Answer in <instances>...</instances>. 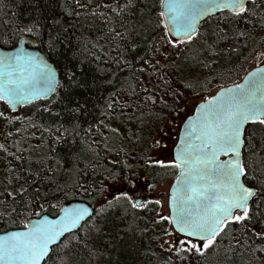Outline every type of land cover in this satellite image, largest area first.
<instances>
[{
  "label": "snow or ice",
  "instance_id": "snow-or-ice-1",
  "mask_svg": "<svg viewBox=\"0 0 264 264\" xmlns=\"http://www.w3.org/2000/svg\"><path fill=\"white\" fill-rule=\"evenodd\" d=\"M35 11L0 21V264H77L80 250L91 261L101 236L107 251L150 231L159 264H264V68L207 94L231 78L222 54L264 63V37L249 49L264 0H46ZM78 29L88 35L61 64ZM141 171L175 176L166 202ZM78 195L88 203L62 202ZM113 221L126 222L115 236Z\"/></svg>",
  "mask_w": 264,
  "mask_h": 264
},
{
  "label": "trees",
  "instance_id": "trees-1",
  "mask_svg": "<svg viewBox=\"0 0 264 264\" xmlns=\"http://www.w3.org/2000/svg\"><path fill=\"white\" fill-rule=\"evenodd\" d=\"M46 3V0H39V3H37V0H0V21H23L27 22L31 17H35L37 15V12L35 9L37 7H40L41 9L44 8V5ZM157 3V0H147V4L151 6L152 4ZM59 10L57 9V12ZM158 11V8H153L151 11V19L155 21L156 18V12ZM13 14H15L13 16ZM145 18H148V13L146 12ZM67 23H72V21H68ZM215 24V17L212 18V25ZM211 26L205 25L201 30L204 31L206 28H210ZM46 31H55L54 29H46ZM83 31V34L86 36L88 33L82 29H78L75 34H73L71 31L65 35L69 36L71 38V43H69L67 40L64 41V44L61 45L60 52L61 55L57 59L60 60L61 64L64 63V56H70L71 51L75 44H76V36H79L81 32ZM253 40L249 41V49L253 47L254 44L259 42L262 37H264V31L257 30L252 33ZM222 48L227 47V44H222ZM37 48L43 53L46 49L43 47L37 46ZM259 50V49H258ZM252 62V59L249 58L248 61L245 63L242 59L237 60L235 55L232 56L231 61H229L223 54L220 57V63L224 65L225 67L233 68L231 78H225L223 81L216 80L214 81L207 90L208 92H211L215 88H218L221 83L224 84V86L232 85L233 82H239L243 76L248 72L249 66ZM235 65V67H233ZM87 67V66H85ZM137 116H140L141 113L137 112ZM47 114H45V117ZM144 116H147V110H145ZM123 143V142H121ZM76 146L69 144H61L58 146V151L61 156L67 157L70 150H75ZM131 161V160H130ZM129 161V162H130ZM46 186H41V191H46ZM70 201H82L85 203H88V198L84 197L82 195L78 196H69L66 200H63L62 202L68 203ZM36 211H40L39 208L36 209ZM43 214H48L52 217L56 216L58 214V208L57 209H51L49 208L47 212ZM130 219V218H129ZM136 223L139 224L140 228H143L145 226V221L140 220ZM126 226V222L121 221H113V223L109 226L112 231V235L115 236L116 231L118 228H123ZM135 226V225H134ZM6 229V226L0 225V233L3 232V230ZM121 235H124L121 233ZM154 235V232H149L147 236H145L139 244L135 243L137 239V234L135 233H129L128 235H124V238L122 241H116V247L114 249H110L105 251L103 248L104 241L107 239V237L101 236L98 238L95 242L97 246L100 248V251L103 253L102 255L97 254L96 257H94L91 261L89 259V255L85 250H80L79 254L75 256V260L77 264H159V259L157 256H154L152 254V251L149 250V240L148 237Z\"/></svg>",
  "mask_w": 264,
  "mask_h": 264
},
{
  "label": "rangeland",
  "instance_id": "rangeland-1",
  "mask_svg": "<svg viewBox=\"0 0 264 264\" xmlns=\"http://www.w3.org/2000/svg\"><path fill=\"white\" fill-rule=\"evenodd\" d=\"M259 65H264V63H260ZM258 65L252 60L250 66H249V70L257 67ZM248 70V71H249ZM218 88H215L214 90H212L211 92H208L207 94L209 95H213L215 94V92L217 91ZM200 102V96H193L191 100H189L188 102V107L186 109V112H187V115H191L193 113V105L196 104V103H199ZM0 110H6V106L4 105H0ZM34 106L30 109H28V111H34ZM20 111H24V109H21ZM143 119L144 121L147 123L150 121V117L147 115L146 117L143 116ZM139 124V121H135L133 122L132 124L128 125L129 127H131L133 129V131H136L137 130V125ZM169 127H170V138H171V142H174L175 141V138L177 136V134L179 133V130H180V122L179 120H177V122L175 124H171L169 122ZM130 163H135L134 160H131ZM0 169H2V165H0ZM2 171H0V178H2ZM172 174L169 173L167 175H164V176H159L157 178V180L153 179L152 180V177H151V183H154L153 184H156V188L155 190H153V193H154V198H160L162 199L163 201H167V192L169 190V187L170 185L173 183V178H172ZM159 210V209H158ZM164 214H167V204L165 203L164 204ZM155 234V233H154Z\"/></svg>",
  "mask_w": 264,
  "mask_h": 264
},
{
  "label": "water",
  "instance_id": "water-1",
  "mask_svg": "<svg viewBox=\"0 0 264 264\" xmlns=\"http://www.w3.org/2000/svg\"><path fill=\"white\" fill-rule=\"evenodd\" d=\"M29 51H32V52H39V53H42L37 47H29ZM256 63V62H255ZM259 67H262V68H264V65H258ZM254 69V68H253ZM253 69H251V70H249L248 72H250V71H252ZM247 72V73H248ZM246 73V74H247ZM245 74V75H246ZM244 75V76H245ZM244 76H243V78H244ZM243 78L239 81V82H237V83H240V82H242V80H243ZM231 85H229V86H225V87H230ZM214 95V94H213ZM191 115H193V113L191 114ZM174 182H175V179H174ZM173 182V183H174ZM77 204H87V203H85V202H82V201H70V202H68V203H65V206H73V205H77ZM59 214V213H58ZM57 214V215H58ZM44 215H47L48 217H49V219H54L56 216H54V217H52V216H50V215H48V214H44ZM0 235H3V232L2 233H0Z\"/></svg>",
  "mask_w": 264,
  "mask_h": 264
},
{
  "label": "flooded vegetation",
  "instance_id": "flooded-vegetation-1",
  "mask_svg": "<svg viewBox=\"0 0 264 264\" xmlns=\"http://www.w3.org/2000/svg\"><path fill=\"white\" fill-rule=\"evenodd\" d=\"M19 110H21V109H19ZM172 175H173V174H172ZM141 177H142V180H146V181L149 182V183H151V180H150L151 177H152V180L154 179V178H153V174L145 175V173H144L143 171H141ZM157 178H158V177H155L156 180H157ZM172 178H173V182H174L175 176L173 175ZM155 179H154V180H155ZM154 182H155V181H154ZM154 182H153V183H154ZM144 191L147 192V189H144ZM150 195L154 198V193H153V191L150 192Z\"/></svg>",
  "mask_w": 264,
  "mask_h": 264
}]
</instances>
